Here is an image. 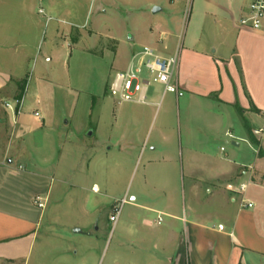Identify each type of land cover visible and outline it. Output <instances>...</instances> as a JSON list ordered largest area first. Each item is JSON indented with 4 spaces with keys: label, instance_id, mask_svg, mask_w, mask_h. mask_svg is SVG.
<instances>
[{
    "label": "crops",
    "instance_id": "crops-1",
    "mask_svg": "<svg viewBox=\"0 0 264 264\" xmlns=\"http://www.w3.org/2000/svg\"><path fill=\"white\" fill-rule=\"evenodd\" d=\"M9 1L0 0V95L16 87L12 69L1 66L13 63L7 59V50L23 46L17 34L22 31L25 9L10 11L16 18L12 26L15 34L9 33L11 27L1 21L9 12L1 7ZM156 2L151 5L149 40L165 55L180 47L175 73L178 93L174 95L179 110L183 104L187 114L185 135L181 130L178 136L174 127L163 122L154 137H148L153 123H144L138 109H129L131 115L126 122L127 111L121 108L124 104L117 102L121 107L111 126L114 140L99 141L98 148L109 145V150L116 148L130 160L147 146L143 153L145 182L132 195L127 215L114 224L111 262L264 264V135L256 136L258 144L252 143L245 125L236 135L233 124L223 134L226 109L241 108L253 131L264 128V24L253 29L241 23L249 0H192L190 7L186 0H171L180 4L163 16ZM22 108L16 114L8 110L9 120L17 121L14 127L10 123L8 139L3 137L5 120L0 116V264H27L33 256L46 209L35 200L41 197L47 201L59 170L53 167L51 171H39L33 165L16 164L21 150L11 149L14 136L34 130L28 127L27 116L40 123L44 119L40 114L35 116L37 110L28 115ZM192 115L202 118L200 126L209 128L215 136L230 138L231 133L234 150L221 147L225 157L214 155L210 144L202 145V137L193 132ZM97 131L98 126L92 136ZM243 141L254 147V161L259 167H248L239 158L237 150ZM12 151L16 155H11ZM180 168L188 175L186 187L177 183ZM66 173L63 175L70 176ZM62 181L67 183L66 179ZM246 181L251 183L242 193L240 185ZM92 188L99 190L97 184ZM243 200L254 205L244 206Z\"/></svg>",
    "mask_w": 264,
    "mask_h": 264
},
{
    "label": "rangeland",
    "instance_id": "rangeland-1",
    "mask_svg": "<svg viewBox=\"0 0 264 264\" xmlns=\"http://www.w3.org/2000/svg\"><path fill=\"white\" fill-rule=\"evenodd\" d=\"M153 1L162 8V16L180 4L171 0H10L1 7L9 11L1 21L11 27L12 34L16 18L10 11L25 9L22 31L17 34L23 46L7 50V59L13 63L1 65L12 69L16 77L15 90L0 95L3 137H10V123L13 127L17 124L16 118L9 120L8 110L12 111L6 102L15 104L23 84L22 110L28 115L37 110L44 119L40 123L27 116L28 127L34 130L14 136L11 149L21 150L16 164L33 165L39 171L59 168L47 201L42 198L45 216L38 244L27 264H112L113 207L120 205L119 218L126 216L132 195L144 184L143 153L147 144L139 156L125 160L116 148L109 150L106 144L98 148L97 142L114 140L111 126L120 105L111 96L109 85L134 51L151 45ZM163 89L160 84H152L147 104L123 103L120 107L127 111L125 121L130 119L131 109H138L144 123H153L148 137H154L163 122L174 127L178 136L182 130L184 137L187 114L183 104L179 110L174 93H167L161 100ZM160 100V105H155ZM223 120V134L230 124L235 134L245 125L240 112L234 109H226ZM191 121L193 132L202 137V145L210 144V151L219 159L225 157L221 147L234 150V137L215 136L209 128L201 127L203 119L194 115ZM96 126V135L89 136ZM241 143L239 158L248 167H259L254 161V147ZM11 155L16 154L12 151ZM177 183L185 187L189 184L181 168ZM95 184L99 186L97 192L92 188ZM201 195L206 197L205 192Z\"/></svg>",
    "mask_w": 264,
    "mask_h": 264
},
{
    "label": "built area",
    "instance_id": "built-area-1",
    "mask_svg": "<svg viewBox=\"0 0 264 264\" xmlns=\"http://www.w3.org/2000/svg\"><path fill=\"white\" fill-rule=\"evenodd\" d=\"M180 1V0H177ZM188 7L191 6L192 0H186ZM241 23L253 29H260L264 24V0H249L247 11L242 18ZM180 47L171 55L161 53L157 48L151 45H146L138 51H134L129 58L128 67L125 70L119 71L109 85V91L113 98L119 104L122 103H139L147 104L148 89L152 84H160L163 86V95L161 100L167 93H178V86L175 83V73L179 63ZM148 72V76L144 72ZM8 109L16 114L22 106L21 99H16L15 104L6 102ZM264 115V112H263ZM35 116L39 117L36 111ZM254 134L261 138L264 135V128H255ZM229 137H234L228 133ZM224 150V148H222ZM242 183L240 191L246 193L249 184ZM244 206L252 207V202H245ZM35 203L40 208H45L46 203L41 197L35 200ZM122 207L114 205L111 221L116 224L121 215ZM223 229V226H219Z\"/></svg>",
    "mask_w": 264,
    "mask_h": 264
},
{
    "label": "trees",
    "instance_id": "trees-1",
    "mask_svg": "<svg viewBox=\"0 0 264 264\" xmlns=\"http://www.w3.org/2000/svg\"><path fill=\"white\" fill-rule=\"evenodd\" d=\"M20 87L23 88V90L19 93V98L18 99L23 98L24 90H25L23 84H21ZM239 112H240L242 118H244V120H245V127L247 129V133H248V135L250 137L251 142L255 143V144H258L259 141L257 140L256 136L254 135L252 127L250 126V124L246 121L245 117L243 116V114H242L243 112H242L241 108H239Z\"/></svg>",
    "mask_w": 264,
    "mask_h": 264
},
{
    "label": "water",
    "instance_id": "water-1",
    "mask_svg": "<svg viewBox=\"0 0 264 264\" xmlns=\"http://www.w3.org/2000/svg\"><path fill=\"white\" fill-rule=\"evenodd\" d=\"M156 10H157V8L154 9V11H156ZM88 134H89V136H92L93 135V130H91ZM76 232H80V230L77 229Z\"/></svg>",
    "mask_w": 264,
    "mask_h": 264
}]
</instances>
